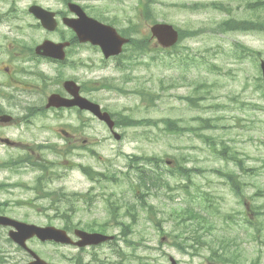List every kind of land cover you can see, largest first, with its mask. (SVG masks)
I'll return each mask as SVG.
<instances>
[{
    "label": "rangeland",
    "instance_id": "obj_1",
    "mask_svg": "<svg viewBox=\"0 0 264 264\" xmlns=\"http://www.w3.org/2000/svg\"><path fill=\"white\" fill-rule=\"evenodd\" d=\"M85 5L92 16L114 17L121 26L131 27L135 40L145 39L143 44L133 40L132 63L124 69L115 63L102 65L96 53L87 52L96 64L86 68V83L99 81L105 87L91 96L114 115L122 139L116 140L105 123L85 113L89 143L85 151L74 152L76 165L117 179L91 181L72 171L68 162L46 153L51 163L47 175L54 180L45 188L41 179L46 195L39 194L37 199L32 192L6 188V192L0 190V203L20 198L32 201L34 210L17 206L9 215L42 227L63 228L73 217L74 223H81L80 229L86 223L106 225L105 234L115 235L116 241L108 242L99 253L105 264H171L170 257L179 264H216L210 260L209 248L194 240L196 229L209 241H219L224 233L228 238L238 237L243 254L239 261L229 257V264H264V93L258 87L260 80L264 85L260 69L264 60V0H158L149 6L139 0H85ZM242 20L251 21L252 29H236V22ZM154 21L194 35L185 33L180 46L164 49L151 38ZM225 21L228 28L221 26ZM206 120L212 127L203 130L202 121ZM33 124L54 126L40 119ZM175 125L180 133L168 131ZM6 130L2 129L4 136ZM17 133L16 129L9 131L10 135ZM200 134L213 143L206 144ZM228 147L227 155H236L242 167L218 157ZM18 154V150L0 146V160L12 161L10 166L15 165ZM179 166L191 171L189 178L173 172ZM146 169L163 181L147 179L144 187L136 173ZM10 170L9 174L0 172V186L2 182L29 183L40 175L27 177L19 163ZM228 172H233L240 184L242 197L224 177ZM91 188L98 196L84 202L80 194ZM46 189L63 190V195ZM143 198L146 207L141 206ZM109 200L116 203L112 211ZM207 205L211 208L205 209ZM150 206L154 213H150ZM189 209L215 221V229L205 230L206 225L198 226L200 222L188 219ZM57 212L68 218L59 217ZM125 228L126 238L122 235ZM0 234V251H6L0 262L26 263L23 254L15 262L14 246L7 243V235ZM175 240L187 247L185 253L177 249ZM52 253L41 255L52 264H79L78 258L88 261L91 255Z\"/></svg>",
    "mask_w": 264,
    "mask_h": 264
},
{
    "label": "flooded vegetation",
    "instance_id": "obj_2",
    "mask_svg": "<svg viewBox=\"0 0 264 264\" xmlns=\"http://www.w3.org/2000/svg\"><path fill=\"white\" fill-rule=\"evenodd\" d=\"M48 1L0 0V146L20 152L15 157L14 166H10L12 161L0 160V172L9 174L10 169L19 163L20 168L27 172V177L30 174H40L31 178L29 183L27 180L14 184L2 182L0 190L5 191L9 188L24 193L32 192L37 199L39 194L46 193L41 179L45 187L54 182L47 175L51 163L46 153H51L62 162H68L72 171L84 173L85 167L81 164L76 165L74 152L85 151L89 143L85 136V113L96 118L91 112L77 105L48 107L50 97L58 94L75 102V94L79 93L93 102L100 103L91 95L101 91L104 84L94 80L86 83V68L96 64L87 52L96 53L102 65L115 63L121 69L129 67L132 60L128 56L131 50L134 52L133 43L128 45V42L121 47L118 55L107 56L100 46L86 42L79 33L82 34L81 13L113 27L119 36L127 40L131 38L130 26H121L114 17L92 16L88 12L85 0H53L51 3ZM36 7L54 15L56 21L54 30L44 27L41 21L47 22L51 16L40 18ZM46 41L52 43L46 45ZM40 48L45 49L39 50ZM113 118L116 122L115 128L119 129L118 121ZM38 119L52 122L54 126L36 127L33 123ZM2 129H7L5 136ZM12 129L18 130V133L10 135L9 131ZM24 139L31 142H24ZM39 139L43 140L38 142ZM76 159L82 160L80 156ZM12 194L14 193L10 195ZM17 206L35 209L32 201L20 198L13 203H0V215L11 217L10 209ZM21 222L32 223L27 219ZM64 227L72 240L71 243L62 244L52 240L43 242L36 236L14 241L15 243L8 239L7 243L14 246L12 255L15 262L18 263L21 260L18 255L23 254L26 259L24 264H32L33 254H53L52 251L55 250L56 254L72 251L91 254L88 261L78 258L79 264H105L99 253L107 243L79 246L77 242L80 239L76 235L78 228H74L68 221L64 223ZM10 231V227L0 229V233L3 232L7 236ZM4 247L9 248L7 245ZM3 254H6V251H0V256ZM44 257L51 262L47 256Z\"/></svg>",
    "mask_w": 264,
    "mask_h": 264
},
{
    "label": "water",
    "instance_id": "obj_3",
    "mask_svg": "<svg viewBox=\"0 0 264 264\" xmlns=\"http://www.w3.org/2000/svg\"><path fill=\"white\" fill-rule=\"evenodd\" d=\"M38 11V15L40 18H44L47 15L51 16L47 22L42 20L44 27L49 30H54L56 27V21L54 19L53 14H49V12L44 9L38 7L36 8ZM82 16V34L80 36L85 41H90L94 45H98L102 48L104 52H110L113 54H119L121 51V47L129 40L122 38L117 34L115 29L102 25L100 22L95 21L89 18L86 14L81 13ZM75 27V26H73ZM76 28V27H75ZM151 32L154 38L157 39L158 44L163 48H169L174 46L179 40L178 31L169 24H156L151 28ZM263 78H264V61L261 63ZM68 87V86H67ZM77 100L75 102L63 99L59 96H53L50 100L49 105L54 106H72L78 105L82 109H87L91 111L94 115H96L101 121L108 124L109 128L114 130V121L111 115L108 112H104L99 104L93 103L90 100L80 97L75 94ZM114 137L117 140L121 139V135L114 131ZM11 226L15 229L10 232L11 238L18 242L20 239H25L27 237L38 236L41 240H55L57 242H69L67 238V233L61 229H57L55 227H41L36 225H31L27 223H22L17 220L10 219L8 217L0 216V226ZM77 233L80 238H82L81 242L78 245H88V244H100L107 240L112 239L113 237L106 236L99 233H88L82 230ZM35 262L32 264H47L43 259L39 256H35ZM172 264H178L174 258H171Z\"/></svg>",
    "mask_w": 264,
    "mask_h": 264
},
{
    "label": "trees",
    "instance_id": "obj_4",
    "mask_svg": "<svg viewBox=\"0 0 264 264\" xmlns=\"http://www.w3.org/2000/svg\"><path fill=\"white\" fill-rule=\"evenodd\" d=\"M139 2L140 3H145L146 5L149 6V5H152L153 3H157L158 0H139ZM220 7H223V6H220ZM154 22H156V21H154ZM227 23H228V21H225V22H223L221 24V26L225 25V27L228 28L227 27ZM236 23H237L236 29H238L239 31H248V30L252 29L251 26L253 25L251 23V21H248V20H242V21H239V22H236ZM185 33L186 32L182 31L181 41L173 49H175L178 46H180V44L182 43V40H183V34L185 35ZM191 35H194V34H192L191 32L187 31L186 36H191ZM133 40L135 41V43L136 42H139V43L143 44L145 42V39L144 38L143 39H137V40L133 39ZM133 40H132V42H133ZM245 55H247L246 52H245ZM260 56H261V54L258 55V57H260ZM263 83H264V81H263ZM258 87H260V89H262V91L264 93V90H263L264 89V85L262 84V80H260V86L258 85ZM202 122H203V127H202L203 130L211 129L212 126H211V122L209 120L202 121ZM168 129H169L168 130L169 132H173V133H180L182 131L178 127V125L170 126ZM199 137L206 144H208L209 146L211 145V143H213L212 140H211V138H209L208 136H205V135L200 134ZM228 150H229V147L226 148V149H224L222 152L218 153L217 154L218 157L219 158H226L229 161H233L235 163H239L237 165H240V167H242V164H241V162H238V157L236 155H234V154H228L227 155V151ZM173 172H176L181 177L185 176L186 178H189V176L187 175V173L188 172L190 173L191 171H189L187 168H185L183 166H179L178 168H174ZM85 173H86V175L89 177V179L91 181H95L96 180V182H101L103 180H108V181H113L114 182L117 179V177L106 176V175L101 174L99 172H94L93 173V172L90 171L89 168H85ZM136 176H137V179L139 180V183L142 184L144 187H146V180L147 179H154L155 177H158V176H156V174L150 172L147 169L146 170L139 171L138 173H136ZM224 177L231 184V187H232L233 192L234 193H237L238 192V197H242V194L240 193V189H241L240 184L236 181V178L233 175V172L224 173ZM155 179H158V178H155ZM158 180L163 181V178L161 176H159V179ZM92 189L93 188H91V191H89L87 193L80 194L81 198L84 199V202H92L93 197L95 198V197L98 196L96 193L92 192ZM143 196H144V194L141 195V197H143ZM114 205H116V203L115 202H112L111 200H109L108 206H109V209L111 211H112ZM146 205H147V202L143 198V201L141 203V206L142 207H146ZM210 208H211V206H209V205H207L205 207V209H210ZM149 211H150V213H154L152 206H150V210ZM187 211L190 213V215L188 216V219H195L198 222H200L198 224V226L206 225V229L205 230H208V231H211V232L215 229V227H216V222L215 221L209 220V218L203 216L201 213H199L198 211H196V209H189ZM58 213L60 214V216L62 218L68 217L67 215H65L62 212H58ZM113 213L115 214L116 211H113ZM131 217L135 218V215H131ZM246 221H247L248 224H251V225L253 224L250 219H246ZM134 222H135V220H134ZM80 225H81L80 222H76V223H74V228H79ZM131 225H132V223H131ZM131 225H128L127 227L128 228H131ZM100 227H102V228H100ZM103 227H106V225L104 226V225L97 224V223H86V224H84L83 229L84 230H87V231H90V232L106 233L105 232L106 228H103ZM128 228H125V229L122 230V235L125 238L127 237L126 232H127V229ZM195 234H196V238L194 240L197 241V243L200 246H206L207 248H209L210 254H211L210 255V260L213 261L216 264H229L230 261H231V259L233 261L234 260L239 261L241 254H243L242 253V250H241V247H240V243L238 241V237H236V236L228 238L227 237V234L224 233V234L220 235L219 238L217 239L219 241H216L219 244H216L215 240H212L211 239L209 241L208 239H206L204 237V235L203 236L200 235L198 233V229L195 230ZM177 237L178 236L176 235L174 238L177 239ZM174 245L180 251H182L184 253L186 252V248L187 247L182 246L181 243H179L178 241L175 240ZM232 246L235 247V249L233 251H232Z\"/></svg>",
    "mask_w": 264,
    "mask_h": 264
}]
</instances>
